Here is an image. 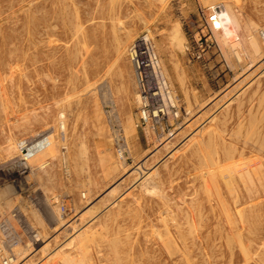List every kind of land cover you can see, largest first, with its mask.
Here are the masks:
<instances>
[{"label":"rangeland","instance_id":"obj_1","mask_svg":"<svg viewBox=\"0 0 264 264\" xmlns=\"http://www.w3.org/2000/svg\"><path fill=\"white\" fill-rule=\"evenodd\" d=\"M145 1L0 0V210L18 206L40 237L17 248L18 264H264V0ZM220 5L238 15L241 46L215 31L195 60L186 48L205 39L202 12ZM141 36L175 107L157 92L150 104L165 117L147 126L128 58ZM41 132L59 158H32L12 182L4 167L17 143ZM230 171L246 179L241 195L258 188L247 205L258 204L256 219L227 211L238 195Z\"/></svg>","mask_w":264,"mask_h":264},{"label":"built area","instance_id":"obj_2","mask_svg":"<svg viewBox=\"0 0 264 264\" xmlns=\"http://www.w3.org/2000/svg\"><path fill=\"white\" fill-rule=\"evenodd\" d=\"M210 13L202 12L205 22V39L194 40V45L186 48L195 60H201L203 54L214 45L213 33L215 20L219 7L212 8ZM264 41V31L260 33ZM128 58L134 70L139 103V125L147 126L152 121H159L165 117V110L158 105L153 107L152 98L158 93L164 95L174 109L170 92L163 79L160 63L155 51V46L148 36L136 39L128 48ZM158 92V93H157ZM167 115V114H166ZM176 117V115H175ZM48 136L41 135L34 139H22L17 143V156L5 165L9 172V180L12 182L24 181L31 172V159L47 145ZM40 241L39 233L30 225L23 212L15 206L9 212L0 210V264H18L19 253L17 248L26 242L33 246Z\"/></svg>","mask_w":264,"mask_h":264},{"label":"bare ground","instance_id":"obj_3","mask_svg":"<svg viewBox=\"0 0 264 264\" xmlns=\"http://www.w3.org/2000/svg\"><path fill=\"white\" fill-rule=\"evenodd\" d=\"M160 1V0H159ZM163 0H161V2H162ZM167 1V0H166ZM165 1V2H166ZM144 2H146L145 0H144ZM164 2V3H165ZM220 2H222V1H220ZM223 2H225V0H223ZM227 2V1H226ZM158 4H160V3H158ZM215 5V4H214ZM218 5V4H217ZM221 6V5H220ZM212 8V7H211ZM214 8V7H213ZM219 12H217V18H216V20H215V28L216 29H218V31H220L219 32V34L221 35V39H223V42H226L225 40H227V39H229V38H234V37H236V39H235V42H233L232 44H231V48H238V50H239V47L241 46V42L240 41H238L239 39H238V37H237V33L239 32V30H240V21H239V17H238V15L235 13V12H233L232 11V9L229 7V6H221L220 8H219ZM243 14V13H242ZM245 20H246V18H245ZM253 24H251L250 26H252ZM147 27H148V25H147ZM244 27V26H243ZM254 26H252L251 28H253ZM251 28H249V29H251ZM146 29V28H145ZM245 29V28H244ZM249 31V30H248ZM254 31H255V28H254ZM250 32V31H249ZM252 32V31H251ZM250 32V33H251ZM254 34V33H253ZM250 36V35H249ZM254 36V35H253ZM251 37V36H250ZM252 38V37H251ZM247 38L248 39V42H247V50H248V52H249V54L253 57V56H255V55H257L258 54V52H259V45H257V43H259L258 42V40H256V42H255V40H254V38ZM126 41V40H125ZM228 41H231V39L230 40H228ZM127 42V41H126ZM230 47V46H229ZM121 47H119L118 49H120ZM122 48H123V46H122ZM124 50H126V49H124ZM235 51L234 52V56L236 57V59H237V61H239V62H243V59H242V55H243V51L242 52H239V51ZM261 50V49H260ZM123 51V50H122ZM124 52V51H123ZM261 52V51H260ZM120 55H122V53L120 54ZM244 56V55H243ZM255 57H257V56H255ZM259 57V56H258ZM256 59V58H255ZM254 60V59H253ZM118 61V60H117ZM255 61V60H254ZM251 62V61H250ZM253 62V61H252ZM176 65H177V63H176ZM252 65V64H251ZM10 77V76H9ZM2 78V77H1ZM6 79V78H5ZM8 79V78H7ZM264 79V78H263ZM182 82V81H181ZM94 84V83H93ZM95 85L96 84H94L93 85V87H95ZM86 86V85H85ZM97 86V85H96ZM92 87V88H93ZM258 87H259V85H258ZM257 87V88H258ZM90 89H91V86H90ZM92 91V90H91ZM94 91V90H93ZM243 93V92H242ZM1 94V93H0ZM243 95V94H242ZM137 96V95H136ZM125 99L127 100L128 98H127V96H125ZM137 100L138 101H140V98L137 96ZM63 103V102H62ZM60 104V103H59ZM58 106H61V104L60 105H58ZM57 106V107H58ZM55 107V106H54ZM96 112V111H95ZM36 113V112H35ZM94 113V112H93ZM92 113V114H93ZM101 113V112H100ZM25 114V113H24ZM30 114V113H29ZM31 114H32V112H31ZM34 114V113H33ZM21 115H23V113L21 114ZM101 115V114H100ZM99 115V116H100ZM28 116H30V115H28ZM27 116V117H28ZM95 116L96 117H98V113H95ZM30 118V117H29ZM28 118V119H29ZM60 120H64V118H65V116H64V114H63V112H60L59 113V117H58ZM60 120H59V122H60ZM21 121H23V120H21ZM26 121V120H25ZM97 121H99L98 119H97ZM15 122V121H14ZM20 122V121H19ZM24 122V121H23ZM133 122V121H132ZM58 126H60V128L61 129H63V131H64V128H65V125H64V122L62 121V122H60V124L58 125ZM99 126V125H98ZM123 126H125V125H123ZM123 128V127H122ZM52 129V128H51ZM124 129V128H123ZM130 129V128H129ZM209 129V128H208ZM124 131V130H123ZM210 131V130H209ZM45 132V131H44ZM43 132V133H44ZM207 132V131H206ZM62 133V132H61ZM8 134H10V133H8ZM62 134H64V133H62ZM131 134H133V133H131ZM41 135H42V132H41ZM38 135H36V137H37ZM39 137V136H38ZM52 138V137H51ZM61 139V138H60ZM12 140V139H11ZM53 140V139H52ZM52 140H49V136H48V138H47V141H48V145L43 149V150H41L40 152H38L34 157L36 158V160H39L40 161V158H44V156L43 157H41L43 154H46V156H47V153H49L50 155H51V157L50 158H52L53 160H57L58 158H59V155H58V153L55 151V149L56 148H54L55 147V144H54V142H53V144L51 143V141ZM13 141V140H12ZM54 141V140H53ZM51 143V144H50ZM200 144H198V146H199ZM197 146V145H196ZM13 147L14 146H12V144H11V141L10 140H7V142H6V146H5V150H6V152H11L12 150H13ZM82 147V146H81ZM47 152V153H46ZM81 157H82V155H80ZM33 157V158H34ZM45 158H47V157H45ZM49 158V157H48ZM44 160V159H43ZM33 161H34V159H33ZM32 162V160L30 161V163ZM35 163H36V161H35ZM41 163V162H40ZM33 164H34V162H33ZM32 164V165H33ZM37 164V163H36ZM35 164V165H36ZM121 164H122V162H121ZM32 165H31V167H32ZM34 165V166H35ZM41 166L43 165V164H40ZM40 165H38V166H40ZM48 165V164H47ZM40 166V167H41ZM36 167V166H35ZM42 168V167H41ZM50 172H51V169H47L46 170V167L44 168V166H43V169H41L40 171H38V173H40L41 175L42 174H44V176H45V178H47V181L49 182L50 181V179H51V177H50ZM229 174H228V178L225 180V184H226V186L229 188V189H232V190H234L233 191V194H236V193H238V195H237V197H236V199L235 200H233V196H232V201H234L233 203L234 204H227V207L228 208H226V209H228L227 211H230L229 213H232L233 215H232V217L234 216V209L236 210V215H238L239 216V219H241V221L242 222H244V219H245V214H246V211L247 210H249L255 217H253L254 219H256L257 217H258V210L256 209L257 207H258V204H256V203H253V204H251L253 201H254V199H255V194L257 193V187L255 188L256 189V191L254 190V192L252 191V193H249L248 192V189L246 188H244L245 190H246V194H243V195H241L240 193H242L241 191H238V190H240L239 189V187H243V184H244V181L246 180V179H244V177L242 176V175H238V174H236V173H234V172H232V171H230V172H228ZM246 173V172H245ZM245 176H251L250 175V172H247V174H244ZM31 176H32V174H31ZM255 177V176H254ZM260 176H256L255 178H253L252 176L250 177V179H251V183H253L254 184V186H257V184L260 186V187H262L263 188V184H262V182L260 181L261 179L259 178ZM29 178V177H28ZM38 178V177H37ZM247 178V177H246ZM38 180H39V178H38ZM40 181V180H39ZM250 182V181H249ZM259 187V188H260ZM250 188V190L252 189V187L250 186L249 187ZM9 189V188H8ZM7 189V190H8ZM236 192V193H235ZM110 193V192H109ZM123 195V194H122ZM120 197H122V196H120ZM119 197V198H120ZM118 200V199H117ZM249 202H251L250 203V206L248 207L247 205H248V203ZM247 206V207H246ZM246 207V208H245ZM225 211V210H224ZM31 214H33V213H31ZM117 216V215H116ZM229 216V215H228ZM36 218V219H38L37 217H36V215L34 214V216H33V218ZM40 217V216H39ZM230 217V216H229ZM44 219V218H43ZM36 222H39V219L36 221ZM241 222V223H242ZM237 223V222H236ZM193 228H195L194 226H193ZM197 228V227H196ZM55 230V229H54ZM105 230V229H104ZM194 230V229H193ZM195 231H196V229H195ZM190 232V231H189ZM188 232V233H189ZM99 233V232H98ZM91 234V233H90ZM195 234V233H194ZM97 235V234H96ZM196 235V234H195ZM99 237V236H98ZM196 239H198V238H196ZM86 239H84L83 241H85ZM126 240V239H125ZM77 241V240H76ZM86 242H87V240H86ZM86 242H84V243H86ZM200 242V241H199ZM70 245V244H69ZM201 245V244H200ZM83 246V245H82ZM202 246V245H201ZM43 247H45V246H43ZM70 247H71V245H70ZM76 247V246H75ZM261 247V246H260ZM260 247H259V249H260ZM67 248H69V246H67ZM77 248V247H76ZM114 248L115 247H113V255L114 254H116V253H114ZM203 248V247H202ZM40 249V248H39ZM78 249V248H77ZM45 250V249H44ZM75 250V249H74ZM78 251V250H77ZM204 251V250H203ZM79 252V251H78ZM186 253H187V251H186ZM205 253V252H204ZM258 253V252H257ZM182 254V253H181ZM256 254V253H255ZM19 256H20V254H19ZM24 256H25V254H24ZM69 256V255H68ZM117 256V255H116ZM116 256H114V257H116ZM22 258H23V256H22ZM64 258V257H63ZM62 258V259H63ZM72 258V257H71ZM78 258V257H77ZM184 258V257H183ZM186 258V257H185ZM207 258V257H206ZM28 259V258H27ZM61 259V258H60ZM66 259H67V257H66ZM68 259L69 260H67L68 262H70V263H72L73 262V259L72 260H70V258L68 257ZM64 261H60V260H58V261H60L61 263L63 262V264H67V262L65 261V258L63 259ZM177 260V259H176ZM81 261H82V259H81ZM186 262L185 263H187V259L185 260ZM209 261V260H208ZM248 262V261H247ZM27 262H24L23 264H26ZM74 263V262H73ZM72 263V264H73ZM81 263V262H80ZM209 263V262H208ZM210 264V263H209Z\"/></svg>","mask_w":264,"mask_h":264},{"label":"crops","instance_id":"obj_4","mask_svg":"<svg viewBox=\"0 0 264 264\" xmlns=\"http://www.w3.org/2000/svg\"><path fill=\"white\" fill-rule=\"evenodd\" d=\"M142 152H143V151L141 150V151H139V152H135V153H136L137 155L139 154V156H140V155L142 154ZM7 189H8V188H7ZM7 191H8V190H6V191L4 192V195L8 193Z\"/></svg>","mask_w":264,"mask_h":264}]
</instances>
